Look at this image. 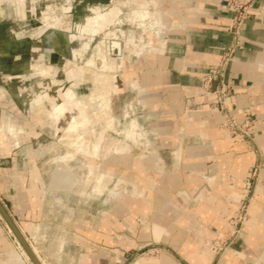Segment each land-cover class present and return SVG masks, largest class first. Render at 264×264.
Segmentation results:
<instances>
[{
  "label": "rangeland",
  "instance_id": "obj_1",
  "mask_svg": "<svg viewBox=\"0 0 264 264\" xmlns=\"http://www.w3.org/2000/svg\"><path fill=\"white\" fill-rule=\"evenodd\" d=\"M19 1L0 0V90L6 92L0 110H21L20 125L30 131L50 207L39 237L45 242L60 236L66 245L80 239L71 222L81 208L84 218L92 210L100 222V248H110L101 222L112 223L122 238L119 249L127 251L125 264H159L163 255L191 264L193 250L209 251L206 264H223L230 249L246 247L245 225L256 192L264 188V59L240 101L233 100L229 86L221 99L198 89L208 102L182 104L152 87L145 92L142 81L151 61L163 54L164 37L185 28L186 6L170 22V0H25L26 6ZM249 1L224 3L232 12ZM114 7L118 14L102 29L94 27V36L75 34L81 18ZM71 121L74 134L66 128ZM5 126L0 111L1 132ZM219 138L230 142L218 147ZM240 171L242 184L234 178ZM235 191L239 198H233ZM61 247L50 245L51 257ZM246 264H264V254Z\"/></svg>",
  "mask_w": 264,
  "mask_h": 264
},
{
  "label": "crops",
  "instance_id": "obj_2",
  "mask_svg": "<svg viewBox=\"0 0 264 264\" xmlns=\"http://www.w3.org/2000/svg\"><path fill=\"white\" fill-rule=\"evenodd\" d=\"M224 2L225 0H170L171 11H167L172 13L168 18L170 22L178 20L177 12L181 7L188 8V15L184 19L185 28L170 31L164 37L163 54L156 55L151 65L149 63L151 71L143 78L142 87L145 92L148 87H152L155 89L154 93L157 91L175 102H186L191 106L210 100L196 92L202 86L204 78L215 71L220 56L232 41L229 31L232 12ZM0 14L2 15L1 8ZM240 34L243 47L236 49L232 61L225 67V80L231 86L235 101H240L243 97V92L247 90L244 86L249 79L251 81L255 70L263 67L258 64L264 59V0H256L250 7ZM210 85L213 87L212 82ZM0 111L7 125L6 129L0 131V201L32 250L33 247L36 249L40 259L46 261L45 264H125L127 251L119 249L118 243L122 238L112 231V223L108 220L101 224L108 229L103 240L110 248L99 247L102 243L100 222L92 215V210L90 214L85 212L88 214L85 218L81 208H76L74 212L71 229L80 239L76 238L66 245L57 235L54 240L47 238L45 242L39 237V228L48 226H42L41 221L50 207L47 206L48 190H45L33 157L30 131L20 125L24 120L21 110L12 107L10 114ZM239 116L244 118L245 113ZM204 133L206 132L203 131L202 134ZM229 140L219 138L217 146L222 147ZM236 146L241 147L242 144L238 143ZM246 156L239 159L237 166L244 165L249 159ZM240 173L241 171L236 173L234 178L242 184ZM238 195L235 191L233 198H239ZM255 197L250 220L245 225L246 247L238 244L237 248L230 249L222 259L223 264H246L264 254V188L261 187ZM55 244H62V247L57 250L58 257H51L50 245ZM21 249L0 217V264H32ZM111 254L115 256L112 257ZM209 255L207 250L202 254L193 250L188 253V260L191 264H206ZM137 260L140 264H146L143 259ZM159 264L175 263L163 255Z\"/></svg>",
  "mask_w": 264,
  "mask_h": 264
},
{
  "label": "built area",
  "instance_id": "obj_3",
  "mask_svg": "<svg viewBox=\"0 0 264 264\" xmlns=\"http://www.w3.org/2000/svg\"><path fill=\"white\" fill-rule=\"evenodd\" d=\"M251 3L252 0H250L249 3L242 2L237 4L236 8L234 7L232 9L231 25L229 28L232 34V41L221 56L215 71L204 78L203 84L199 88L200 91H198L199 94H214V96L218 95V98L221 99V96L224 97L225 91L229 90L230 85L225 80V67L227 63L233 59L236 49H241L243 47L240 30L243 21L246 19L247 9L250 7ZM211 82L213 83V87L210 85Z\"/></svg>",
  "mask_w": 264,
  "mask_h": 264
},
{
  "label": "bare ground",
  "instance_id": "obj_4",
  "mask_svg": "<svg viewBox=\"0 0 264 264\" xmlns=\"http://www.w3.org/2000/svg\"><path fill=\"white\" fill-rule=\"evenodd\" d=\"M22 2L24 3L23 5L24 6H26V2H25V0H20L19 1V3L20 4H22ZM12 4V3H11ZM116 7H114V8H112L111 10H109L108 11V13L107 14H98V13H95L94 14V16H92V17H90V18H81L80 20H79V22L78 23H76V25H75V27H74V31H75V34L77 35V34H79L80 33V31H88V32H86V33H88L89 35H90V33L91 34H93L92 36H94V33H95V28L94 27H99V29L101 28V25H103V23L104 22H106V23H108V21H111V20H109V19H111L112 17H114V16H112V15H114V14H116V12H117V14H118V12H119V9H115ZM138 11V10H137ZM146 12V11H145ZM141 13L140 14V16H142V17H145V15H146V13ZM102 13V12H101ZM106 13V12H105ZM88 17V16H87ZM116 17V16H115ZM115 19V18H114ZM139 19V18H138ZM105 23V24H106ZM54 26V25H53ZM52 26V27H53ZM104 26V25H103ZM49 28V27H48ZM102 29V28H101ZM99 31V30H98ZM11 31H9L8 33H10ZM82 33V32H81ZM80 33V34H81ZM97 33V32H96ZM95 33V34H96ZM84 34V33H83ZM86 36V35H85ZM64 37H65V39L67 40V39H69L68 38V35H64ZM74 37H75V35H74ZM90 37V36H89ZM72 38V37H71ZM93 38V37H92ZM77 39V38H76ZM87 39H88V37H87ZM75 40V39H74ZM73 40V41H74ZM80 40V39H79ZM76 41V40H75ZM87 41V40H86ZM89 43V42H88ZM88 43H86L87 45H88ZM76 46H77V44H76ZM85 47V45L83 46V47H81L82 49ZM34 48V47H33ZM77 48V47H76ZM82 49H80L81 50V52H82ZM85 49H86V47H85ZM95 49H97V48H95ZM75 50V52L78 50V48L77 49H74ZM79 51V50H78ZM72 52H74L73 50H72ZM80 52V51H79ZM80 52V53H81ZM95 52H96V50H95ZM94 52V53H95ZM102 53V52H101ZM74 54V53H73ZM40 55V54H39ZM76 55H78L77 53H75V57H77ZM95 55H97V53L95 54ZM100 58H102L103 59V56L101 57V55L99 56ZM92 61V60H91ZM31 62V61H30ZM32 63V62H31ZM30 63V64H31ZM105 63V62H104ZM28 64V63H27ZM35 64V63H34ZM42 64V63H41ZM25 65V64H24ZM36 65V64H35ZM43 65V64H42ZM44 65H45V63H44ZM41 66V65H40ZM46 67H47V65H45ZM106 66V65H105ZM104 66V67H105ZM110 66H111V64H110ZM33 67V69H34V65L32 66ZM42 67V66H41ZM109 67V66H108ZM110 68V67H109ZM30 69V68H29ZM36 69V68H35ZM42 69H44L43 67H42ZM48 69V68H47ZM45 70V69H44ZM107 70V69H106ZM31 71H33L32 69H31ZM48 71V70H47ZM36 72V71H35ZM39 72V71H38ZM32 73V72H31ZM37 73V72H36ZM35 73V74H36ZM103 73V72H102ZM34 74V75H35ZM32 75V74H31ZM40 75V74H39ZM99 75V74H98ZM106 75H107V73H106ZM108 75H110L109 73H108ZM29 77V76H28ZM99 77V79H100V76H98ZM98 77H96V79L98 78ZM103 77H105V76H103ZM102 79V78H101ZM109 79V78H108ZM94 82H95V80H93ZM97 81H99V80H96V82ZM95 82V83H96ZM100 82H101V86H99L100 87V89H101V87H102V81L100 80ZM104 82V81H103ZM95 83H93V84H95ZM98 83V82H97ZM99 84V83H98ZM98 84H97V86H98ZM108 85V84H107ZM43 86V85H42ZM96 86V85H95ZM104 86V85H103ZM60 87V86H59ZM98 87V88H99ZM107 87V86H106ZM92 88H94V87H92ZM104 88V87H103ZM106 89V88H105ZM94 90H95V88H94ZM96 90L98 91V89H97V87H96ZM2 90H0V97H2L3 95H5L6 94V92L4 91V93L3 92H1ZM64 91V90H63ZM62 91V92H63ZM102 91V90H101ZM104 92V89H103V91H102V93ZM8 93V92H7ZM73 93V92H72ZM95 93V92H94ZM100 93V92H99ZM99 93H97V94H99ZM64 94H65V96L67 97V100L71 97V93H69V90H65V92H64ZM74 94V93H73ZM101 94V93H100ZM105 94V93H104ZM2 95V96H1ZM95 95H96V93H95ZM94 96V95H93ZM102 96V95H101ZM106 96V95H105ZM105 96H103V97H105ZM32 97V96H31ZM106 98V97H105ZM32 99H33V97H32ZM32 99H31V101H32ZM70 99H72V97L70 98ZM30 101V100H29ZM97 101V100H96ZM25 102V101H24ZM27 102V101H26ZM25 102V103H26ZM107 104V103H106ZM96 105H97V102H96ZM63 106H64V104H60L59 105V107L60 108H63ZM25 107H27V106H25ZM54 109V108H53ZM57 109V108H56ZM103 109V108H102ZM107 109V108H106ZM60 111H62V109H60ZM103 111V110H102ZM49 112V111H48ZM50 113V112H49ZM51 114V113H50ZM58 114V113H57ZM101 114V113H100ZM64 115V114H63ZM104 115H106V114H104ZM54 116V115H53ZM107 116V115H106ZM107 119V118H106ZM105 119V120H106ZM72 120V119H71ZM71 123H72V121H71ZM69 124H70V122H69ZM68 124V125H69ZM67 127H69L68 129H67V131H69L70 130V132L71 133H73V130H75V128H76V124H75V122H74V124L72 123V124H70L69 126H66V128ZM66 130V129H65ZM72 130V131H71ZM76 132V131H75ZM74 132V133H75ZM68 133V132H67ZM71 133H69V134H71ZM73 133V134H74ZM68 134V135H69ZM77 135V134H76ZM77 136H79V135H77ZM77 138V137H76ZM81 138V137H80ZM78 139V138H77ZM82 139H84V138H82ZM81 139V140H82ZM97 140V139H96ZM76 141V140H75ZM99 141V140H98ZM78 142V141H77ZM79 143V142H78ZM95 143V142H94ZM82 144V143H81ZM92 147V146H91ZM78 149V148H77ZM94 149H95V146L93 147V150H92V152L94 151ZM78 150H81V149H78ZM82 150H83V148H82ZM94 154V153H93ZM76 180V179H75ZM69 188V186H65V190L66 189H68ZM57 189H59V188H57ZM9 229V228H8ZM10 231V230H9ZM20 231V230H19ZM20 246V245H19ZM20 248H21V246H20ZM32 249V248H31ZM22 250V252L24 253V255L28 258V256L26 255V253L24 252V250L23 249H21ZM33 251H34V254L36 255V257L40 260V263L41 264H45V262L42 260V259H40V257H39V255L37 254V252H36V249L33 247ZM29 259V258H28Z\"/></svg>",
  "mask_w": 264,
  "mask_h": 264
},
{
  "label": "water",
  "instance_id": "obj_5",
  "mask_svg": "<svg viewBox=\"0 0 264 264\" xmlns=\"http://www.w3.org/2000/svg\"><path fill=\"white\" fill-rule=\"evenodd\" d=\"M113 52L117 53L118 52V47L114 46L113 47ZM0 217L3 219L5 222L6 226L9 228L11 231L12 235L16 239V241L19 243L21 248L24 250L26 255L28 256L30 262L32 264H41L39 259L36 257L34 254L33 250L31 249V246L29 243L26 241V239L23 237L22 233L19 231L13 220L11 219L10 215L8 214L6 208L0 201Z\"/></svg>",
  "mask_w": 264,
  "mask_h": 264
}]
</instances>
